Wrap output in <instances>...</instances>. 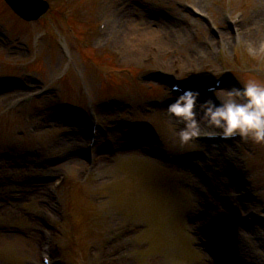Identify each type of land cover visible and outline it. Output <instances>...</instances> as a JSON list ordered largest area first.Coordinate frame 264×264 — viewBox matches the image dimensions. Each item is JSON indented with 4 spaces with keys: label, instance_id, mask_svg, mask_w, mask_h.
Wrapping results in <instances>:
<instances>
[{
    "label": "rangeland",
    "instance_id": "374dc122",
    "mask_svg": "<svg viewBox=\"0 0 264 264\" xmlns=\"http://www.w3.org/2000/svg\"><path fill=\"white\" fill-rule=\"evenodd\" d=\"M55 1L59 6L72 0ZM82 1L85 5L84 9L74 11L72 10L73 5L67 14L68 17L71 16L77 19V26H74L76 32L67 27L65 23L67 17L62 19L54 17L43 25L24 24L4 9H0V75L24 78L23 80L32 88L39 86L40 82L51 84L54 88L53 96L46 98L43 102L23 107L14 113L5 111L9 97L0 103V148L4 147V150L12 153V157L9 158L11 160H6L4 154L0 155V264H35L38 254L37 239L39 240L41 226L36 224L33 219H36L35 214L40 213L42 218L45 207L42 208L39 204L35 205L34 200L37 195L33 196L29 193L35 184L25 183V181L32 174L44 173L40 167H37V160H41V158L43 160L45 156L59 151L63 153L65 149L75 150L78 145L85 143L81 129L77 128L71 120L58 116L50 107L56 108L58 100L64 98L80 111L84 110L88 113L86 109L88 103H91L90 105L94 107V103L98 99L125 90H132L135 94V89H132L131 86L133 83H138L136 74L138 72H152V64H143V59H148L149 52L154 53L152 47H156L154 49L158 53L160 51L161 54L165 53V55L171 54L170 52L174 50H181V56L183 59L185 58V61L195 59L197 52L203 50L202 42V45L189 46V52L186 53L188 47L184 44L181 48L175 45L176 38L173 35L170 39L161 41L160 31L162 28L161 30L159 28L160 22L151 23L147 20L144 21L143 26L137 23L138 27H134V24L130 23L132 19L128 13L122 20L120 30L121 34L127 33L132 37L122 41L127 53L126 57H123L122 61L116 60L113 57V50H119L121 54L122 51L119 44H113L115 41L108 42L105 38L98 40L97 43H91L84 39V33L98 19V8L96 0ZM185 1L140 0L138 3L145 11L143 12L144 17L160 11L166 18L172 20L177 17V14L181 13L182 10L178 6ZM212 1L213 4L207 13L217 22L222 20L227 12L230 1L234 2L233 13L243 12L244 20L247 18V9L252 5H257L254 1L260 6L264 3V0ZM263 10L264 8H262ZM181 14L184 15V12ZM261 20L264 21V19ZM87 26L88 28L85 30ZM128 28L133 30L127 31ZM140 28H144V31H139ZM163 28L162 31L167 30L166 26H163ZM45 29H48L49 36L44 38L40 43V47L37 48L33 40L39 34L42 35ZM68 30L72 32L70 33ZM132 32L135 33V36ZM2 33H4V36ZM137 35L140 37V41L145 38L149 41L147 44L146 40H142L143 42L139 43L136 51L134 48H130V45L136 40ZM181 35L186 36V32ZM113 36L115 37L114 40L118 38L116 34H113ZM199 37L201 41L206 39L202 36ZM169 40H172L173 43H169ZM60 41H64L68 47L67 56H64L61 51ZM182 42L184 43V37ZM263 42L264 34L252 35L247 37L243 45L237 48L235 56H233L235 49L227 50V68L225 67V58L216 57L209 59L212 60L211 65L203 63L201 66L195 65V67L201 70V78L206 80V84L211 78H208L205 74L211 75L212 70H215L216 74L221 71L225 72L229 68L235 70L236 72L232 75L233 79L225 89L241 86L240 80L244 81L242 69L253 73L252 78L264 81V54L261 52L260 47ZM25 46H30L33 53L28 54L25 51ZM82 46H91V48L84 49ZM148 46H150L149 51ZM112 47L113 49H111ZM96 56L101 60L99 66L88 63L87 57L93 59ZM67 61L70 62V70L68 75L63 77L61 72ZM171 61L172 59L170 63ZM108 62L114 63L115 66L110 67ZM157 62H160L159 58ZM174 68L170 69V73L173 72ZM115 69L120 70L121 73L114 74ZM128 69L133 71L132 75L127 72ZM16 95L19 96L20 93ZM136 99L137 97H131V100L129 99L124 103L133 106L132 108L124 110L122 107H114L102 111L103 125L110 127V125L116 124L117 128L120 129L119 132L110 134L106 140L116 141L114 136H119L122 129H127L126 120H136L138 118ZM134 107H136L135 110ZM61 114H63L62 111ZM1 115L8 118L2 119ZM174 127L172 125L161 126L160 133L157 136L158 144L163 147L167 146L169 152L149 147L144 151H134L118 157H109L108 155L100 157L102 159L100 168H97V172L87 179L86 188H79L75 185L76 179L79 182V178H81L83 162L76 164V162L69 161V168L52 170L51 173L57 175H60V173L70 174L72 178L69 188L62 194L64 198L63 209L65 211L70 209L71 211H68V213H71V216L69 215L66 223L59 228L58 239L68 242L75 238L73 240L79 244V248L83 252L86 244L92 246L91 242L100 240L102 246H104L107 238L116 236L108 231L104 233L103 227L109 229L118 227V224L124 226L131 223L125 228L130 227L132 229L135 226L140 228L130 236L127 242L130 249L123 255L124 259L114 264H146L147 260H149V264H203L197 262L200 257H195L188 252L180 234V229H178L176 221H178L179 213L185 210L184 207L179 208L169 198L160 200L151 195L150 189L145 184L147 179L145 171L159 174L161 171L167 170L164 163L154 157L166 158V161H168L171 157L184 154L187 149L192 148V145H194L193 142L181 145L176 135L177 129L175 130ZM179 127L180 125H177V128ZM206 130L216 131L202 128V131ZM19 133L22 134L19 135ZM121 140H123V137ZM217 146L221 151V162L227 169L226 171L224 168L230 182V178L236 172L237 175L244 176L243 168L246 164L251 166H254V162L259 164L260 155L258 153L262 144L233 142L216 144L215 147ZM154 153L156 156H154ZM15 154L16 157H14ZM148 154H152L154 157ZM261 154L264 155V152ZM72 165H78V167ZM257 166V170L254 169L253 174L244 177V185H258L259 190L256 191L258 198L250 201L245 207L241 206L243 210H255L264 206V169L259 165ZM81 191H83V194L85 193L87 204L86 202L82 203L80 195L77 194L78 200L75 198L76 192L80 193ZM168 194L171 195V192ZM73 198L76 206L69 202ZM75 208L81 211V214H76L79 215L77 217L73 215V209ZM91 212H95L96 215L87 219L85 213ZM161 212H167V220L162 217L156 218V216L162 214ZM170 212L178 213L177 220L176 213L171 214ZM71 219L78 225L76 236H72L74 232L71 230ZM16 228H19V231L13 230ZM31 228L37 230L34 233L38 234V237L33 236V232L30 233L29 229ZM118 230H112V232L116 233ZM24 231H27L28 235L23 234ZM94 231L100 234L92 238ZM247 231L242 230L240 233L241 243L248 253L246 261H251L252 264H264V224L254 225L250 233H247ZM115 251V249L112 250V253ZM202 256H207V254L203 251ZM57 260L65 264L72 261L66 258L64 254H61ZM87 260L86 253H78L76 261L86 263Z\"/></svg>",
    "mask_w": 264,
    "mask_h": 264
},
{
    "label": "clouds",
    "instance_id": "9594fccd",
    "mask_svg": "<svg viewBox=\"0 0 264 264\" xmlns=\"http://www.w3.org/2000/svg\"><path fill=\"white\" fill-rule=\"evenodd\" d=\"M264 52V46L261 47ZM171 85L178 93L167 112L183 124L176 135L181 145H187L202 134V125L216 131L222 139L241 138L264 144V81L248 79L241 86L218 90L209 88L212 97L201 100V94L191 89L182 90L179 81ZM239 83V82H238Z\"/></svg>",
    "mask_w": 264,
    "mask_h": 264
},
{
    "label": "bare ground",
    "instance_id": "6f19581e",
    "mask_svg": "<svg viewBox=\"0 0 264 264\" xmlns=\"http://www.w3.org/2000/svg\"><path fill=\"white\" fill-rule=\"evenodd\" d=\"M261 19H257V21L255 22V24L256 25H258L259 26V24H261V21H260ZM176 29H179V28H176ZM237 31V30H236ZM239 31V30H238ZM106 166H108V165H106ZM27 200H31V199H27ZM27 202V201H26ZM241 251V250H240ZM230 263H234V264H236L237 262H240V257H239V255H235V256H230ZM222 264H223V261H222Z\"/></svg>",
    "mask_w": 264,
    "mask_h": 264
}]
</instances>
